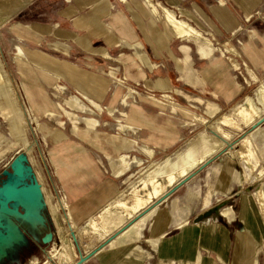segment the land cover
Listing matches in <instances>:
<instances>
[{"label":"crops","instance_id":"0c3cea01","mask_svg":"<svg viewBox=\"0 0 264 264\" xmlns=\"http://www.w3.org/2000/svg\"><path fill=\"white\" fill-rule=\"evenodd\" d=\"M152 1L199 30L213 46L229 42L256 76L264 74V0ZM19 15L25 20L17 21ZM14 21L33 33L32 42L47 48L29 56L33 61L14 50L17 63H32L47 80L38 96L25 85L35 118L50 119L43 111L54 103L59 114L67 109L76 116L74 140L56 130L61 147L54 146L52 155L60 156L53 162L57 179L78 225L103 208L131 176L130 168L115 174L111 162L126 156L147 163L174 152L249 87L239 81L227 53L204 56L195 42H180L145 0H0V25ZM238 57L231 56L237 63ZM108 71L128 86L143 88L141 92L170 93L178 104L143 93L124 98L128 92ZM70 96L83 106L98 105L105 116L71 108L66 103ZM196 114L205 124L196 121ZM119 121L131 129L122 131ZM220 157L200 171L202 177H196L198 172L141 216L156 200L151 203L84 264H260L264 229L258 222L256 186ZM190 182L198 183L197 197L174 217L168 205Z\"/></svg>","mask_w":264,"mask_h":264},{"label":"rangeland","instance_id":"374dc122","mask_svg":"<svg viewBox=\"0 0 264 264\" xmlns=\"http://www.w3.org/2000/svg\"><path fill=\"white\" fill-rule=\"evenodd\" d=\"M19 20L24 21L25 18L22 19V17L19 15L17 21ZM14 23L15 21L0 25V62L2 64L5 75L7 76V78L11 83V87L13 90L12 94L14 96L16 105L18 106V109L20 111L22 121H18V120H12L9 122L6 121L3 118V116H1V112L6 113V110L5 108H3L4 106L1 107V103H0V173L4 169H6L10 164H12L15 160H17L18 157H22L24 159L23 165L27 172V177L26 180L23 181L20 185H29L33 183L35 181L34 180V176H35L36 181L38 182L39 185L41 197L38 198V202L36 203L35 206L15 202L8 204L9 208L12 210L10 213H4L0 211V221L3 225L2 229L0 228V234L2 237V239L0 240V264H59V231L57 230V225L61 227V230L67 227V223L62 221L61 219L63 213L67 212L69 209L65 201L63 191L58 182L56 169L53 163V161H55L56 156L57 158L60 156L56 154H54L53 156L52 153H55L54 151L55 147L56 148L57 146L61 147L60 145L61 142H56L57 141L56 137H58L59 135L56 134L57 132L55 133V131L58 130V133L61 132L62 133L61 135H64V137L66 138L68 137L74 140L73 132H76L75 127L76 126L78 127V124L75 123L76 121L75 114H73L69 110L64 108L65 110L62 111L63 112L62 115L59 114L56 111L59 108L57 107L58 104L56 103H54L53 108L45 109L48 112L45 116L49 117L50 119H46L43 117L38 118L36 120L34 119L35 113L32 112V108L30 109L28 103L26 102L27 99L25 97L26 96L25 92L29 94V92L27 91V89H29L35 95L37 94L40 95V91L42 90L40 88L43 87V89H45L47 85L46 84L47 80H45L42 77V75L39 72V68H36L35 65H33L32 63H28L27 61L24 60H23L24 61L23 64L17 63L14 56V50L20 51V53L23 56L33 61V59L29 56H33L32 54L34 53L36 55H42L41 52L45 53L47 51V48L44 47L41 42H32L33 33H31L27 28L21 27L19 25L16 26V23L14 25ZM27 37L28 39H26ZM19 38L22 39V41H19L18 40ZM227 43L231 47H233L229 42ZM171 47L174 49L176 47V42L172 43ZM216 48H220V45H218V43L216 45ZM80 52L82 56L86 55L84 54V52L82 51ZM22 55L19 54L18 58H21ZM228 56H229L228 58H231L230 54H228ZM231 59L234 61L233 58ZM237 60L239 63V67L240 66L241 67L239 71H236V75L243 86L246 85L249 86L247 92L243 95V97L240 98V100L229 106L225 111H222L210 123H212L222 114H225L230 118H233L237 122L238 128L231 126L223 127L226 131H228L232 135V139L226 142L224 148L221 151H219L216 155L212 156L210 159L218 155L221 156L220 158L227 160L232 164H235V170H237V172L240 175L243 174L244 180L246 182L248 181L253 182V185L256 186V192L259 189H261L264 194V139H263L264 123L261 124L260 126L255 125L256 123H254L253 125H255L256 127L255 128L253 127L255 130L252 131L253 128L251 129L250 126L244 127L237 119H235V115L232 110L235 105L243 102L242 99L245 96L247 95L250 96L253 94V91L258 85V81L256 82L251 80L245 60L241 57H238ZM27 63L28 65L26 67ZM16 65L18 66V70ZM109 73L110 72L108 71V74ZM112 77L117 82H119V84L125 87V92L131 90L136 95L139 94L141 95V93H143L145 97L148 96L155 97L156 99H158V101L163 102L164 104L167 105L168 103L178 104L174 101L170 93H160V92L151 93V92H145V90L144 92H141L143 88L131 84H129L128 86V84L125 83V81L121 78V76H112ZM256 77L259 81L261 82L264 81V74L257 75ZM25 85L27 86V89ZM60 90L61 91L63 90L62 86H60ZM163 95L168 96V98L163 97ZM126 96L127 95H125L124 98ZM60 99L61 98H58L55 101L57 100L59 101ZM66 103L73 109L79 108L84 112H88L91 115L101 116L102 114V117L105 116L104 113L105 111L103 108H102L103 111H101V108H95L94 105L81 107L80 106L81 102L76 96H70ZM166 108L167 106L161 109H166ZM108 121L111 120L108 119ZM108 121L106 120V122H102V124L105 125L108 123ZM11 124L23 126L24 134L18 136L12 135L8 129V126ZM38 124L47 125L51 127L52 130H48L46 127L44 128L49 132L53 133L52 136L51 135H47L48 137L44 136L42 131L39 129ZM209 124H207V127ZM119 126H124V125L120 124L119 121ZM207 127L206 126L198 127L190 134L189 137L190 138L193 137L195 134H197L200 131L209 135H213L212 131ZM105 128L106 127H104L101 130L105 131ZM130 129L131 128L127 130ZM246 137H249L250 140L249 149L253 153V156L250 158V160L252 161V163H255L254 169L252 170L253 172L251 173L249 172V169L247 168L245 163L240 158L236 156L230 157L229 155V152L230 150H232L234 145L238 143L241 139ZM17 138L20 139V143H16ZM65 144L66 146H69V143H65ZM22 146L26 147V151L22 150ZM85 147L88 148L87 146ZM184 148H185V143L174 152H171L166 156L165 155L159 156L157 158H154L153 160L156 162H161L166 157H169L170 159H174L175 153L183 151ZM144 150L147 153L146 149ZM89 152L96 161L98 159L97 155L92 150ZM111 163L115 174H121L123 171L130 168L127 174V175L129 174L131 175L129 176L130 179L127 176L126 178V180H128L127 183H125V185L119 188V191L121 190L126 191L129 181L134 179L138 175L139 170H142L144 166L148 164V162L143 163L138 158L129 159L126 156H121L116 162L114 163L111 162ZM121 165H126V168L123 171H120ZM133 165L134 166L141 165V166L132 168ZM198 168H196L192 172H195ZM192 172L190 174H192ZM210 172H213V170L208 171L207 176H210L209 175ZM260 173H261V177L256 178V176H258ZM190 174L186 178H188ZM235 174H236V178H238L237 173ZM202 175L203 172H200L196 177L199 178L202 177ZM142 186L143 184L141 183L136 184V188L139 190H141ZM147 186L149 188V185ZM42 187L44 188L45 192L42 191ZM57 188L60 190L62 195L58 194ZM256 192L254 193V197L258 204V216H259L258 222L260 226L264 229V215L262 216L260 214L261 209L257 200ZM46 193L51 195L52 198L51 201L54 204H60V205H64V203L66 204L65 210H59L56 216V221L52 219L48 211V208L45 204ZM179 194L180 192L178 193V195ZM197 194H198V183L197 182L187 183L185 191L182 194V196L180 198L173 199L168 205L171 214L174 217L178 216L179 212L183 209V206L187 202H191L195 200ZM120 198L122 197H118V199ZM173 202L175 203L173 204ZM263 204H264V198H263ZM99 211L96 213H99ZM160 212L161 211L159 209V213ZM47 235H49V239L45 240ZM90 241L95 245L94 249H96L97 246L103 242L102 241L97 243L98 241L95 239H90ZM81 254H82V245L79 242H77V245H75L74 248V256L77 257L78 255ZM260 260H261L260 264H264V236L262 242L260 243Z\"/></svg>","mask_w":264,"mask_h":264},{"label":"bare ground","instance_id":"6f19581e","mask_svg":"<svg viewBox=\"0 0 264 264\" xmlns=\"http://www.w3.org/2000/svg\"><path fill=\"white\" fill-rule=\"evenodd\" d=\"M145 1L155 18L157 20L165 21L171 34L177 40H180V42H195L198 44L199 50L204 56L216 51L221 55L228 53L231 56L238 57L237 51L227 42L220 44V48H216L211 44L209 39L201 34L199 30L195 29L186 21L177 18L169 9L158 3H154L152 0ZM16 55L19 57L18 54ZM227 60L231 62L233 70L239 71L241 66L239 67V64L236 61H233L228 57ZM247 70L250 74L251 80L258 81V85L252 95L245 96L242 99L243 102L238 103L232 109L235 119H237L244 127L252 126L257 120L261 119L264 114V81H259L249 68H247ZM111 75L115 76L114 74ZM12 91L11 83L5 75L0 62V103L1 107L4 106L3 108L6 110V113L1 112V116H3L8 122L12 120L22 121ZM128 92L129 93L126 94L127 96L133 94L131 90H128ZM25 95L28 96V93L25 92ZM163 97L168 98V96L165 95H163ZM80 106L84 107L82 104ZM94 107L101 108L96 104H94ZM108 111V113L112 114L111 110ZM43 113L46 115L48 112L44 110ZM34 119L36 120L35 116ZM195 119L202 125L206 122V119L199 114L195 115ZM224 126L238 128V124L233 118L222 114L207 127L212 131L213 135L200 131L185 142L184 150L176 152L174 159L166 157L161 162H156L154 160L148 162L139 173L137 172L138 175L129 181L126 191H118L117 194L100 209L99 213H95L86 218L83 224L78 225L73 220L69 210L64 212L61 220L67 223V227L61 230V227L57 225V230L59 231V264H79L82 258H86V256L90 255L82 263L84 264L96 253V251H94L95 245L90 239H95L98 241L97 243H99L109 238L116 230L121 229L128 222L138 216V214L145 210L151 203L164 196L170 188L185 179L193 170L202 166L212 156L221 151L226 142L232 139V135L223 128ZM38 127L44 136H52L53 133L46 130L41 124H38ZM8 129L14 136L24 134V127L21 125L11 124L8 126ZM119 129L124 131L129 128L119 126ZM57 139L58 138L56 137V140ZM16 143H20L19 138H17ZM249 144V137L241 139L234 145L232 150H230L229 155L230 157L236 156L240 158L247 165L249 172L251 173L253 172L252 170L254 169L255 163H252L250 160L253 153L249 149ZM22 150L26 151V147L22 146ZM146 151V154L150 158H153V152L149 149H146ZM17 160L23 162L24 159L18 157ZM125 168L126 165H121L120 171H123ZM260 177L261 173L256 176V178ZM34 180L35 181L29 185H20L18 197H15L14 201L9 202L8 204L18 202L35 206L38 202V198L41 197V192L35 176ZM138 183L143 184L141 190L136 188V184ZM147 185H149V188ZM42 191L45 192L43 187ZM57 192L59 195H62L58 188ZM256 196L261 209L260 214L263 216L264 194L261 189L256 192ZM118 197L122 198L118 199ZM51 199V195L46 193L45 204L52 219L56 221V216L59 210H65L66 204H54ZM0 211L10 213L12 210L7 206V202L0 201ZM2 227L3 225L0 221V228L2 229ZM1 239L2 237L0 234V240ZM48 239L49 235L46 236L45 240ZM77 242L82 245V254L76 257L74 256V248L75 245H77Z\"/></svg>","mask_w":264,"mask_h":264},{"label":"water","instance_id":"95a60500","mask_svg":"<svg viewBox=\"0 0 264 264\" xmlns=\"http://www.w3.org/2000/svg\"><path fill=\"white\" fill-rule=\"evenodd\" d=\"M263 123H264V118L262 120L258 121L257 122V125L260 126ZM214 158L208 160L205 164H203L202 166H200L188 178L180 181L174 187L170 188L169 191L163 197H161L159 200H156L147 210L143 211L140 215L141 216L145 215L147 212H149V210L151 208L159 205L162 201H164L167 197H169L176 189H178L180 186H182L187 181H189L194 175H196L198 172H200ZM26 177H27V172L25 170V167L23 165V162L20 161V160H15L6 169H4L0 173V200L5 201L7 203L14 201V198L15 197H18V195H19V186H20V184L23 181L26 180ZM133 221L134 220H132L131 222H128L121 229L117 230L109 238H107L105 241H103L101 244H99L94 251L101 250L107 243H109L114 238H116L125 228L129 227ZM89 256L90 255L86 256V258H82L80 260V263L79 264H82Z\"/></svg>","mask_w":264,"mask_h":264},{"label":"flooded vegetation","instance_id":"af4514ba","mask_svg":"<svg viewBox=\"0 0 264 264\" xmlns=\"http://www.w3.org/2000/svg\"><path fill=\"white\" fill-rule=\"evenodd\" d=\"M0 201H2V200H0ZM13 202V201H12ZM18 203V202H17ZM7 206H8V203H7ZM9 207V206H8Z\"/></svg>","mask_w":264,"mask_h":264}]
</instances>
